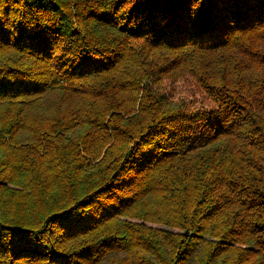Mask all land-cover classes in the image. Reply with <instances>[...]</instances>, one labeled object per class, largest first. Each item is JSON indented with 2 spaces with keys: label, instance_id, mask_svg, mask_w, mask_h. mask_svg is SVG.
Here are the masks:
<instances>
[{
  "label": "trees",
  "instance_id": "obj_1",
  "mask_svg": "<svg viewBox=\"0 0 264 264\" xmlns=\"http://www.w3.org/2000/svg\"><path fill=\"white\" fill-rule=\"evenodd\" d=\"M0 20V264H264V0Z\"/></svg>",
  "mask_w": 264,
  "mask_h": 264
},
{
  "label": "snow or ice",
  "instance_id": "obj_2",
  "mask_svg": "<svg viewBox=\"0 0 264 264\" xmlns=\"http://www.w3.org/2000/svg\"><path fill=\"white\" fill-rule=\"evenodd\" d=\"M239 4L247 3V0H235ZM192 3H196V0H192ZM3 27V22L0 20V28ZM25 31L27 32L30 39L37 42H50L52 40L51 29L47 24H41L39 19L37 23L31 27H26ZM3 242L2 236H0V243Z\"/></svg>",
  "mask_w": 264,
  "mask_h": 264
}]
</instances>
